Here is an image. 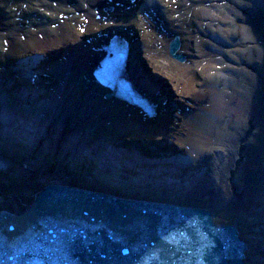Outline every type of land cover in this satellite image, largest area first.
<instances>
[{
  "label": "bare ground",
  "instance_id": "bare-ground-1",
  "mask_svg": "<svg viewBox=\"0 0 264 264\" xmlns=\"http://www.w3.org/2000/svg\"><path fill=\"white\" fill-rule=\"evenodd\" d=\"M112 36L149 111L92 81ZM39 183L199 198L264 263V0H0V202Z\"/></svg>",
  "mask_w": 264,
  "mask_h": 264
},
{
  "label": "water",
  "instance_id": "water-1",
  "mask_svg": "<svg viewBox=\"0 0 264 264\" xmlns=\"http://www.w3.org/2000/svg\"><path fill=\"white\" fill-rule=\"evenodd\" d=\"M169 44L182 61L179 38ZM134 148L142 160L148 154ZM94 187L39 183L3 199L0 264H264L249 259L239 227L199 198L177 203Z\"/></svg>",
  "mask_w": 264,
  "mask_h": 264
},
{
  "label": "rangeland",
  "instance_id": "rangeland-1",
  "mask_svg": "<svg viewBox=\"0 0 264 264\" xmlns=\"http://www.w3.org/2000/svg\"><path fill=\"white\" fill-rule=\"evenodd\" d=\"M139 1H140V0H139ZM103 13H104V12H103ZM130 34H131V35H130ZM127 35H129V36H131V37L134 38V36H135V32L130 30V31H128V34H127ZM138 144L141 145V146H140L141 149H143V148H147V147H148V145L145 144L144 140H139ZM140 148H139V151H140ZM141 156H142V154H141Z\"/></svg>",
  "mask_w": 264,
  "mask_h": 264
}]
</instances>
